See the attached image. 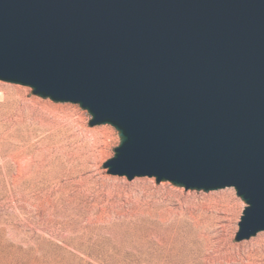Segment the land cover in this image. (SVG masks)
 Segmentation results:
<instances>
[{
  "label": "water",
  "instance_id": "water-1",
  "mask_svg": "<svg viewBox=\"0 0 264 264\" xmlns=\"http://www.w3.org/2000/svg\"><path fill=\"white\" fill-rule=\"evenodd\" d=\"M0 79L77 104L109 173L234 188L264 231V0H0Z\"/></svg>",
  "mask_w": 264,
  "mask_h": 264
},
{
  "label": "rangeland",
  "instance_id": "rangeland-1",
  "mask_svg": "<svg viewBox=\"0 0 264 264\" xmlns=\"http://www.w3.org/2000/svg\"><path fill=\"white\" fill-rule=\"evenodd\" d=\"M31 92L0 79V264H264L234 188L113 175L116 129Z\"/></svg>",
  "mask_w": 264,
  "mask_h": 264
},
{
  "label": "bare ground",
  "instance_id": "bare-ground-1",
  "mask_svg": "<svg viewBox=\"0 0 264 264\" xmlns=\"http://www.w3.org/2000/svg\"><path fill=\"white\" fill-rule=\"evenodd\" d=\"M224 198H229L230 197V193H226V195L223 196Z\"/></svg>",
  "mask_w": 264,
  "mask_h": 264
}]
</instances>
